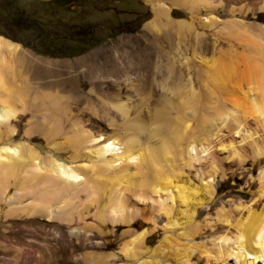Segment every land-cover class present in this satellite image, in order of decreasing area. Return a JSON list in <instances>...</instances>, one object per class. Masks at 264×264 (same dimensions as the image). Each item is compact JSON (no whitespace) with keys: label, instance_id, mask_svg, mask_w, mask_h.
Wrapping results in <instances>:
<instances>
[{"label":"bare ground","instance_id":"bare-ground-1","mask_svg":"<svg viewBox=\"0 0 264 264\" xmlns=\"http://www.w3.org/2000/svg\"><path fill=\"white\" fill-rule=\"evenodd\" d=\"M142 3L151 16L143 37L166 59V78L156 83L155 97L144 88V76L129 72L115 56L121 52L127 58L132 44H144L142 36L133 43L119 38L112 45L114 53L99 49L75 61L40 59L0 36V223L23 214L65 219L71 225L74 219L84 222L93 207L100 223L106 215L113 224L130 226L148 210L150 217H143L152 226L121 247L120 264H196L197 254L205 264H264L262 148H254L256 180L241 183L255 201L230 211L219 208L213 217L207 213L198 221L217 188V172L203 174L202 167L227 159L245 134L259 132L257 124L264 131V25L253 32L246 20L249 12H264V0ZM220 39L227 40V51L218 47ZM236 44L252 51L239 53L232 47ZM210 46L211 56L206 57ZM175 63L183 72L177 79L172 77ZM82 66L90 89L73 102L70 91L76 81L63 75ZM154 70H159L156 64ZM213 111L221 120L214 138L193 139L195 119ZM231 120L239 122L233 125ZM144 121L153 123L154 142L143 136ZM178 132L185 138H176ZM148 166L154 169L153 178L144 174ZM75 201H82L81 209L73 212ZM157 224L163 231L160 244L144 248ZM218 225L235 233L211 240L208 247L201 231Z\"/></svg>","mask_w":264,"mask_h":264},{"label":"rangeland","instance_id":"rangeland-1","mask_svg":"<svg viewBox=\"0 0 264 264\" xmlns=\"http://www.w3.org/2000/svg\"><path fill=\"white\" fill-rule=\"evenodd\" d=\"M52 1L54 0H0V12L2 8L7 9L5 14H1L0 16V36L19 43L21 47H23L35 57L51 61H75L86 57L92 52L98 51L99 49L110 50V52L114 53L112 45L119 38H130L131 43H133L136 38L138 39L142 36L141 39L144 44H135L136 47L134 44H132V49L130 48L128 54H126L127 58L123 57L124 55L121 52H117L115 56L119 57V62H121L124 67H127L128 71L130 70L129 72L132 74L139 72L144 76V88L150 91L152 97H155L159 94L156 83L160 82L162 78H166V59L162 55L158 54L157 48L155 46L151 45L149 41L145 40L148 39L146 36L143 37V25L149 20L151 16L148 8L142 3V0H74L76 8H72L69 10V12L63 13L62 15L61 13H57L53 14L52 16H48L42 10L46 9V11H48V7L53 8V5L50 4L48 7H45L42 6L41 3H52ZM41 7L43 9H41ZM16 8L23 10L25 16L32 15L30 20L32 26L41 28L44 33H47L50 29H52V27H57L56 24L60 21H65L70 25V27L78 28L79 33L86 35H84L82 38L74 37L73 39L70 38L67 41H61L58 44L54 43L53 47L48 50L27 48L19 41L24 43H27L28 41L29 43V37L27 38L25 36V33L22 32V29L7 23L12 14L15 13ZM246 20L247 26L249 25L248 27L250 30H254L253 32H256L257 25H264V12H249ZM21 28L29 27L26 24H23ZM79 33H77V35ZM2 34H6L7 36L9 35L11 38L16 39L17 41H14L10 37H6ZM59 35L60 34H57V36ZM30 38L33 41L36 38V35L32 34ZM208 38L209 39L206 41H211L212 38ZM218 42V47L221 48L222 51H227L229 49L227 40L220 39ZM232 47L239 53H248L249 51H252L251 48L242 45L240 46L236 44ZM137 51H140V53L144 54H131L132 52L136 53ZM211 52L212 48L210 46L208 52L206 53V57H210ZM155 64L159 67L160 71L154 70ZM82 67L71 71L70 74L67 73L63 75V78L65 79L70 77L76 81L72 86V90L70 91L73 102L79 99L78 96L81 97L82 95H86L90 89L88 72L86 71L85 67H83L84 70ZM114 69L116 70V68ZM173 71L172 77L175 79L179 78L183 74L182 67H180L178 63H175ZM203 78L204 75H202V80ZM204 80L206 79L204 78ZM205 93L206 90L201 88L200 94L204 95ZM93 103L96 104V100ZM208 111H211V109ZM214 113L215 112L213 111V113L207 117H197L195 119L194 125L197 127H194L195 129L197 128V130L196 133L195 131L192 133L193 139H201L202 142H206L214 138L216 131L218 130L217 128L219 127L218 124L221 122V120L218 122V118L220 116L219 113L217 114L219 116ZM27 119L30 121V119H32L31 115L28 116ZM27 119L24 118L20 122V134L21 131H24V123ZM238 122L239 120L237 122L233 120L231 123L236 124ZM143 124L144 128L147 129H145L146 131L144 130L145 133L143 136L145 135V137H147L149 141L152 142H154L155 139L157 140V138L152 136V129L154 128L153 123L144 121ZM177 124L178 123L173 125V127L175 128ZM256 126L257 131L259 130V132L256 131V134H252V131L250 130V132L245 134V136H248V134L255 136L251 137L252 141H254L252 142L253 145L250 143L251 139L249 140V138L246 136L237 145L234 152L235 154L232 153L227 156L228 160L225 159L222 160V162L217 160L214 161L215 163H212L214 165H209L207 163L208 165L206 164L202 167V170H204L203 174H209L213 172V170L217 172V188L213 201L200 210V215L198 217L199 222L203 221L205 216L208 214L213 217L215 211L219 208H224L225 210L230 211L234 210V208L237 206L245 208L255 201V197H253L250 193H247L241 183L243 180L246 182L250 180L254 182L258 175V168L253 165L255 156L254 151L256 148H262L261 150H264V131L261 127V123L257 124ZM178 133L179 134L176 138H185L186 135L182 137V132ZM253 138H255V140H253ZM165 140L166 139L161 138L160 141L161 143L162 141L163 143H167ZM160 141L158 142L160 143ZM37 142L43 143L42 140H37ZM254 144L257 145L254 146ZM239 148L240 151H237ZM233 163L236 167L233 165ZM233 167L236 168V170L238 169L237 172L239 174L234 172L235 169H233ZM147 171L152 172V174L150 173L152 176L149 174V172L147 173ZM153 172L154 169L148 166V169L145 170L144 174L148 178H153ZM189 176L191 181L194 184H197L196 175L191 172V175ZM238 177H242L241 180L238 179ZM80 202L82 201H75L74 206L76 205V209H74L73 212L81 209ZM89 210L90 212L84 218V222H78L74 219V222L76 221V223L74 224V222H72L71 225L70 223L67 224V220L64 218H62L64 220L59 221H47L46 219L40 217H27L23 214H16L17 216L15 215L10 219L1 222L0 264H120L119 262H121V258L118 254L121 251V247H123L126 242H128L142 229L152 226V222H150L151 219H149V213L152 211L143 210V216L145 217L147 215L149 217L144 218L140 214V218L137 217L138 219L134 220V223H131L132 226H125V224L122 226V224L118 223L117 225L113 224L106 215H104L105 217L102 219L105 221L100 223L101 221L97 220L91 213V211H94V208L90 207L88 211ZM75 216L76 215L74 213L73 218H75ZM232 217L233 220L237 218L234 213ZM103 224H105V226H103ZM157 225L158 226H156V229L154 230L155 232L152 231L144 239V248H153L154 246L160 244L159 242L162 238L163 231L160 227V224ZM102 230H104L105 233ZM234 233V229H229L227 231V229L223 228L221 225L216 226L212 230L201 231L202 241H204L208 247H211V240H217L224 234L232 236ZM169 257H167V259H169ZM194 261L196 264H205V261L202 257H199V254L195 256ZM170 263L171 262H169V264Z\"/></svg>","mask_w":264,"mask_h":264},{"label":"trees","instance_id":"trees-1","mask_svg":"<svg viewBox=\"0 0 264 264\" xmlns=\"http://www.w3.org/2000/svg\"><path fill=\"white\" fill-rule=\"evenodd\" d=\"M60 3V0H54L52 1V3H41V5H54V4H58ZM5 7V6H4ZM6 8H2L1 12H0V16L1 14L4 15L6 12ZM23 12V10H19V8L15 9V13L12 14L11 18H9V20L7 21V23H10L13 26L18 27L19 29H22V32L25 33V36L28 38L29 37V43L27 41V43L21 42L19 41L22 45H24L27 48H39L41 50L45 49H51L54 45V43H59L61 41L70 39V38H74V37H83V33H79L78 28H72L70 27V25L65 22V21H60L59 23L56 24V26L58 27H52V29H50L47 33H44V31L39 28V27H33V28H21L22 22H23V16H21V13ZM52 11L50 9V11H48V16H51ZM263 16V15H261ZM58 30H57V29ZM77 33H79L77 35ZM32 34L36 35V38L32 41V39L30 38V36H32ZM57 34H60L59 36H57ZM5 35L6 37H10L9 35L7 36L6 34H2ZM81 37V38H82ZM11 38V37H10ZM13 39V38H11ZM14 41L16 39H13ZM17 41V40H16Z\"/></svg>","mask_w":264,"mask_h":264},{"label":"flooded vegetation","instance_id":"flooded-vegetation-1","mask_svg":"<svg viewBox=\"0 0 264 264\" xmlns=\"http://www.w3.org/2000/svg\"><path fill=\"white\" fill-rule=\"evenodd\" d=\"M42 6L48 7V5H42ZM72 8H76L74 0H60V3L54 4L53 8L52 7L51 8L48 7V11H50V9H51V11H52L51 16L53 14H57V13H61V15H62L63 13L69 12V10L72 9ZM41 9H43V8L41 7ZM42 11L45 12L46 15H48V11H46V9H43ZM21 16H23L22 25L26 24L29 28H33L32 24L30 22V20L32 18V15H29V16L26 15L25 16L24 13L22 12ZM84 35H86V34H84ZM81 37L78 36L76 38H81ZM71 39H73V38H71ZM67 40H69V39H67ZM67 40H64V41H67Z\"/></svg>","mask_w":264,"mask_h":264}]
</instances>
